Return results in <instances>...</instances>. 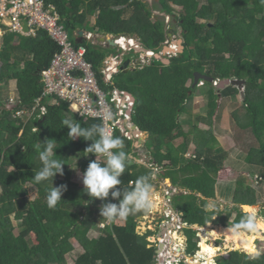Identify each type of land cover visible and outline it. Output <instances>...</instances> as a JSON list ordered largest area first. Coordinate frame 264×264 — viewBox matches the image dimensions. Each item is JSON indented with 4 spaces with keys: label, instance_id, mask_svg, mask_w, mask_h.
Here are the masks:
<instances>
[{
    "label": "trees",
    "instance_id": "1",
    "mask_svg": "<svg viewBox=\"0 0 264 264\" xmlns=\"http://www.w3.org/2000/svg\"><path fill=\"white\" fill-rule=\"evenodd\" d=\"M46 1L57 5L61 22L73 35L74 31L84 29L117 38L137 37L146 50L156 53L167 39L164 21L155 19L152 9L142 0ZM160 1L168 12L172 10L170 3L182 7L179 22L184 50L171 57L170 63L154 58L151 64H140L134 70H119L105 83L101 68L112 48L89 43L86 58L93 64L105 90L117 87L135 97L133 122L150 138L149 145L146 146L145 141L142 148L149 153L150 162L161 167V177L170 178L175 186L184 189L173 196V206L182 212L189 227L205 226L201 232L203 239L206 228H210V234H221L228 229L223 226L239 223L244 216L240 205H255L264 196V5L260 0ZM94 15L96 22L92 24L90 17ZM58 49V44L45 30H39L36 37L7 32L0 38V85L13 81L19 96L12 107L7 104L9 96L2 94L5 100L0 99V264H66L68 255L75 249L72 239L84 249L75 264H155L157 247H149L147 240L151 231L139 234L137 229L138 218L146 212L131 214L123 223L117 218L107 224L108 220L100 216L102 201L90 200L82 192L83 186L74 180L73 168L85 170L95 155L84 151L91 140L70 139L63 120L90 127L102 124L101 119L84 120L67 102L49 103L48 99L43 101L47 112L42 118H33L26 124L13 115L18 109L34 106L43 90L41 72L50 66ZM197 71L218 82L232 78L246 80L245 96H241L245 114L236 110L233 116L240 128H252L259 143L250 161L255 162L253 165L260 171L261 194L244 181H237L228 189L230 201L235 204L229 210L218 207L215 212L207 210L208 200L218 197L216 174L226 166L228 154L217 144L214 131H204L203 138L196 126L198 123L191 122V130L187 132L183 129L187 121L182 117L189 112L188 106L196 93L206 100L209 120L216 115L221 97L237 101L241 94L235 86L219 90L214 82L200 81L203 84L193 86ZM190 132H196L194 141L189 139ZM114 136L123 140V150L129 154L130 161V155L140 148L120 130H116ZM47 139L58 144L56 158L66 163L64 175L57 174L53 181L54 186L68 185L63 200L55 208H49L46 201L51 181L35 184L33 179L42 166L39 152L46 146ZM187 151L195 152V157H186ZM258 154L260 160L256 158ZM129 161L118 188L131 190L139 176L153 171L144 164L130 165ZM29 186L38 191L34 199L28 197ZM258 196L261 199L257 201ZM108 200H112L111 196ZM11 215L18 221V233ZM216 215L222 226H206ZM101 223H105V227H101ZM260 229H264V224ZM91 232L96 235L91 237ZM185 232L186 253L194 255L200 249L198 231L186 228ZM246 234L243 238L247 241H256L257 233ZM258 235L264 242V230ZM207 255L204 250L199 256L207 258ZM216 264H264V254L253 259L248 250L232 249L227 256H218Z\"/></svg>",
    "mask_w": 264,
    "mask_h": 264
},
{
    "label": "built area",
    "instance_id": "2",
    "mask_svg": "<svg viewBox=\"0 0 264 264\" xmlns=\"http://www.w3.org/2000/svg\"><path fill=\"white\" fill-rule=\"evenodd\" d=\"M61 19L57 5L46 0H0V34L9 31L25 36H36L39 30H45L59 46L50 66L41 72L43 84L41 95L35 99L32 108L18 109L14 112V117L27 124L31 119L42 118L46 114L47 107L43 103L45 99H48L49 103L62 100L67 102L71 107L70 109L75 111L80 118L86 120L101 119L105 129L112 135L115 134L116 130H120L125 137L134 142L138 141L143 134L133 122L134 96L117 87L105 90L99 83L98 74L93 64L86 58L87 45L96 42L95 32L88 31L85 33L84 41L77 46L78 42L71 39L69 31ZM24 20L28 22V31L24 28ZM115 39L118 46L125 51L119 54H111L103 62L101 73L104 75L105 83H109L113 75L121 70L126 52L134 53V58L131 60L136 61V56H140L139 50L142 46L134 38L122 36ZM125 40H128V45H125ZM134 40L136 44L132 43ZM145 53L152 59L157 54L152 50H147ZM132 65L136 67L137 64L132 63ZM201 83L203 84V82ZM214 84L218 85V80L214 81ZM17 100V96H11L7 103L8 106L12 107ZM106 112L111 113V119L105 118ZM34 130L37 129L34 128ZM190 156L191 153L187 157ZM99 159H106V157L100 156ZM147 163L146 165L155 171L156 178L161 167L156 163H151L150 159ZM259 179V175L256 174L254 180L259 183ZM132 184L133 182H131ZM168 194L170 195L169 191ZM175 211L168 207L164 210L163 220L169 221L171 219L172 223L160 224L163 231L161 235H159V231L153 242H159L158 247L155 245L157 249L159 248L156 250L155 264H181L182 261L184 262L183 256L180 257L184 248L176 241L178 229L182 228V224H178L182 213L178 210ZM106 223L109 224L110 221L108 220ZM104 224L102 223V225ZM175 234L176 237H174ZM153 243L150 242L149 246L151 247ZM199 255L200 251L195 255L197 262L205 261L202 258H206Z\"/></svg>",
    "mask_w": 264,
    "mask_h": 264
},
{
    "label": "rangeland",
    "instance_id": "3",
    "mask_svg": "<svg viewBox=\"0 0 264 264\" xmlns=\"http://www.w3.org/2000/svg\"><path fill=\"white\" fill-rule=\"evenodd\" d=\"M147 1V0H146ZM151 2L152 6L151 8L154 9L155 11H157L158 7L156 6V2L155 0H149ZM174 7V6H173ZM173 14H176L178 17V22L180 20V16H181V8L180 7H174V11ZM92 20L94 21V18H90L91 23L93 24ZM180 31H182V28H180L178 30V41L181 39V34ZM71 33V32H69ZM97 36V35H96ZM103 36V35H101ZM70 37H74L73 34H70ZM98 37V36H97ZM96 37V42L98 41V38ZM116 38V36H114ZM175 38V37H174ZM72 39V38H71ZM138 39V38H137ZM107 44V43H105ZM112 49L108 50L109 53L111 52V54H119L123 51H125L124 49H121L119 46L117 47H111ZM178 50H179V46H178ZM139 57L136 56V67L140 64L143 63H152L153 59L152 57L148 56L145 52H142V50H139ZM176 52H173L172 54H166L165 52H163V48L161 49V51L158 53V55L160 57H162L161 59H169V57L172 56H176L175 54ZM179 53V52H178ZM134 54L129 51L126 53L125 58H133ZM124 58V60H126ZM138 62V63H137ZM150 63V64H151ZM135 66V65H132ZM189 85L191 84V81H189L188 83ZM202 84V83H201ZM2 94L6 97V96H13L16 95L15 91L13 90V81L8 82V83H4L3 85H0V99H2L3 101L5 100L4 97L2 96ZM238 100L234 101L231 98H223L218 100V109H217V115L213 116V120H209L206 117V100L203 99L202 96H200L199 93H196L194 96L193 101L190 102V106H188V111L186 114L183 115L182 119L186 120L189 124H187V122L183 124V129L187 132H189V130H191L190 128V123H198V129L200 131V133L202 134L203 138L205 137L206 132L204 131H214V127H215V135H216V139H217V144L220 145L221 147H223V149L226 151V153L228 154V161L226 166L218 173L216 174V177L218 179V177L220 178L218 180V185L220 186L218 189V194L219 197H216L215 200L214 199H209L208 200V205H215V208H220L222 210H225L224 208H228V206L226 204H229V201L227 200V196L225 194V187L226 189L231 188L232 186H234V184L237 181H244L246 183V185L251 186L257 193L261 194V190H260V183H257L254 180V176L256 174L260 175V171L258 170V168H255V162L254 165L253 163L250 161V156L251 154H253L254 150H258L259 149V143L257 141V139L255 138L252 128L250 127H246L244 129L240 128L237 125V122L233 117V113L236 110H239V112L241 114H245V107L243 104V100L241 95H238ZM71 108V107H70ZM72 110V109H71ZM75 112V111H74ZM221 116H223L221 118ZM86 120V119H84ZM218 121L216 122L217 125L215 126L216 123H214V121ZM30 123V122H29ZM194 131V130H192ZM198 131V132H199ZM218 131V132H217ZM196 132H190L189 134V139L191 141H194L196 139L195 137ZM150 143V138L146 139V146H148ZM150 148V147H149ZM149 148H146L147 150H149ZM144 149V148H143ZM136 154L140 155L141 154V149H135L134 151ZM143 153L141 155L144 156L145 159L144 163L148 164L147 161L149 153L145 150L142 151ZM147 153V154H146ZM189 153H191V156L195 155V152L191 151V152H187L185 154V156H188ZM146 155V156H145ZM77 156V155H76ZM75 156V158H77ZM188 157V158H190ZM258 160L261 159V155L258 154L256 157ZM252 163V164H251ZM80 171V170H79ZM161 171L158 172L157 177L155 178L153 184H154V195H153V206L152 209L148 212H146V215H144L145 217L139 218V222H138V232L139 234H146L148 231H151V233L153 235H149V237H147V240L151 243L154 242L155 237L158 236L159 231L160 234L162 233V226L160 227V224H168L172 223V220L170 219L169 221L163 220V215L165 214L164 210L167 208H163L164 207V203L167 201L169 202L173 196L175 194H180L181 192H183L184 190L181 188H177L174 186V184H172V181L170 180V182H168V178H163L160 175ZM82 174V173H81ZM76 176H80V174L77 173ZM75 177V176H74ZM81 178V176H80ZM76 179H78L76 177ZM171 184V185H170ZM170 185V186H169ZM225 186V187H224ZM173 187V188H172ZM29 199H34L37 197L38 195V191L37 189H35L32 186H29ZM170 188V190H169ZM168 191L170 192V195L168 194ZM1 192V190H0ZM168 197V198H167ZM257 197V196H256ZM256 199V198H255ZM261 199L260 196H258V198L256 200ZM169 200V201H168ZM256 205H258L257 208V214L258 216L261 218V225L264 224V196L263 198L260 200V202H258ZM174 209V208H173ZM175 211V209H174ZM179 211V210H178ZM176 212V211H175ZM180 212V211H179ZM235 216V215H234ZM233 216V217H234ZM216 216L213 217V222H210L209 224H207V226L209 225V227H221L222 225H219L217 217ZM11 219L12 222L14 224V226H16V230L15 232L18 233V229H17V224L18 221L14 219V216L11 215ZM124 219H118V222L123 223ZM185 220L183 218V215H180V219L178 220V224H182V228L178 229V239H176V241L183 246V250H182V254L180 257L183 256L184 258V262L186 261V263L188 264H216V258L220 255L222 256H227L228 254H225V251H228L229 248L234 250H248L249 254L253 251V250H258L263 252L264 251V242L262 240L259 239V232L261 230L264 229H260V231L257 233V238L256 241L250 240L247 241L245 238H243V236H238V235H233L230 231H228L227 229L225 230L224 233H217V234H210L209 230L205 229V237L202 239V237H199L200 240V246H201V250H200V254L202 251H207L208 255L205 261H198L195 258V254L194 255H187L186 253V249H187V245H188V237L186 235L185 229L186 228H193L195 230L198 231V233L196 234L197 236L201 234L202 229L198 228L197 225H192V226H188V224L185 225ZM106 224L102 225V223L100 224L101 227H105ZM213 231H216L217 229H212ZM247 234H251V233H247ZM246 234V236H247ZM96 233L95 232H91L90 236H95ZM225 235V236H224ZM248 238V237H247ZM72 243L74 246V251L68 255V259H67V263L66 264H75L77 257L82 254L84 252V249L80 246V244L78 243L77 240L72 239ZM159 243V242H158ZM158 243H153L151 244V246H157L158 247ZM150 245V244H149ZM150 247V246H149ZM238 248V249H236ZM159 249V248H158ZM157 249V250H158ZM179 253V252H178ZM204 260V258H202ZM213 259V261H212ZM183 262V261H182Z\"/></svg>",
    "mask_w": 264,
    "mask_h": 264
},
{
    "label": "clouds",
    "instance_id": "4",
    "mask_svg": "<svg viewBox=\"0 0 264 264\" xmlns=\"http://www.w3.org/2000/svg\"><path fill=\"white\" fill-rule=\"evenodd\" d=\"M260 3L264 5V0H260ZM105 118L111 119V113L106 112ZM63 125L68 127V136L71 140L83 138L85 141H92L84 151L87 152V155L94 154L95 159L89 162L80 176L83 184L82 192L86 193L90 200L99 199L102 201L99 209L100 216L113 221L117 218L126 219L131 214L148 212L152 209L155 171L139 176L131 190L117 187L122 185L121 176L125 173L129 161V154L123 150L124 144L120 137L108 132L103 124L82 127L81 123L65 119ZM58 147V144L52 139H47L46 146L39 152V160L42 166L33 177L35 184L51 181L52 186L46 195L49 208H55L63 200V194L68 190L66 183L58 186L53 184L57 174L64 175L63 166L66 164L56 158ZM98 156L106 157V159H99ZM73 169L76 170L77 167ZM109 196L112 200H108ZM207 210L215 212L217 209L213 204L208 205ZM243 212L244 216L240 222L227 230L238 236H243L245 233H258L261 228V218L257 214V208L255 206H243ZM262 254L264 253L258 250H253L250 253L253 259L259 258Z\"/></svg>",
    "mask_w": 264,
    "mask_h": 264
},
{
    "label": "crops",
    "instance_id": "5",
    "mask_svg": "<svg viewBox=\"0 0 264 264\" xmlns=\"http://www.w3.org/2000/svg\"><path fill=\"white\" fill-rule=\"evenodd\" d=\"M143 1V0H142ZM143 2H145V1H143ZM91 18V17H90ZM92 18H94L95 20L93 21L92 20V22H93V24H95V22H96V15H94V16H92ZM81 31H83L84 32V34L85 33H87L88 31L87 30H84V29H78V30H76V31H74V38H75V40L77 41L79 38H80V33H81ZM7 32H9V31H7ZM7 32H5V33H3V34H0V38L3 36V35H5ZM92 32V31H91ZM15 34H17V35H19V36H25V35H22V34H19V33H15ZM37 34H38V32H37ZM78 36H77V35ZM84 34H83V41H84ZM95 35H97L96 37L98 38V41L97 42H95L94 44H99V45H101V46H107V47H111L110 46V44L109 43H107V42H104V41H102V37H107V36H113L114 37V35H103V36H101V34H98V33H96L95 32ZM37 36V35H36ZM36 36H25V37H36ZM52 38V37H51ZM115 38V37H114ZM126 38H130V37H126ZM133 38V37H132ZM134 39L137 41V42H139L140 44H141V46L143 47V45H142V43H141V41L139 40V39H137V37H134ZM78 42V41H77ZM79 43V42H78ZM105 43H107V44H105ZM141 48V47H140ZM127 53V52H126ZM126 53H125V55H126ZM133 53V52H132ZM134 54V53H133ZM124 58H125V56H124ZM133 58H134V56H133ZM126 60H127V58H125ZM129 59H132V58H129ZM131 69L130 70H134L136 67H134V66H132L131 65V67H130ZM13 90L15 91V93H16V95H14V96H17L18 98H19V96H18V94H17V91H16V89L14 88V82H13ZM200 96H202L203 97V95H200ZM10 98V97H9ZM223 98H230V97H223ZM203 99H204V97H203ZM220 99H222V97L220 98ZM51 103H54V101L53 102H51ZM216 115H217V112H216ZM215 115V116H216ZM223 116H221V118H222ZM234 117V116H233ZM32 120V119H31ZM30 120V121H31ZM233 120H235V119H233ZM29 121V122H30ZM28 122V123H29ZM216 122H218V121H214V123H216ZM217 125V123L215 124V126ZM140 129V128H139ZM34 131H36V130H34ZM140 131H142L141 129H140ZM214 131H215V127H214ZM218 132V131H217ZM142 136H140L139 137V139H138V141H136L135 143H134V146L136 147V145H139L140 144V146H138V147H136V148H140L141 149V154L143 153L142 151H144V153H145V150H143V148H142V146L144 145V143H145V141H146V139L148 138V133H145V132H143L142 131ZM140 139H142V142H140L139 140ZM187 152H191V151H187ZM186 152V153H187ZM185 153V154H186ZM138 155V154H134V153H132L131 155H130V160L131 159H133L135 162H134V164L135 163H139V164H144V165H146V163H144V160H142V159H145L144 158V156L143 155ZM147 154V153H146ZM146 156V155H145ZM187 157V156H186ZM99 158V157H98ZM191 158V157H190ZM148 159H150V156H148ZM147 166V165H146ZM80 170V171H79ZM83 171L84 170H82L80 167H77V169L76 170H74V173H73V176H75L74 177V180H75V182L76 183H78L80 186H83V184H82V179L80 178V176L78 177V176H76L77 175V173L78 174H81V173H83ZM76 177L78 178V179H76ZM220 178L218 177V180H219ZM168 182H170V178H168ZM172 181V180H171ZM173 184V183H172ZM171 185V184H170ZM169 185V186H170ZM175 186V185H174ZM175 187H177V188H181V187H178V186H175ZM219 185H218V189H219ZM225 187V186H224ZM173 188V187H172ZM181 189H183V188H181ZM169 190H170V188H169ZM184 190V189H183ZM178 194V193H177ZM225 194L226 195H228L227 196V200L229 201V204H226L227 206H228V208L229 209H231V208H234V206H235V204L232 202V201H230V196H231V193H230V191L228 190V189H226V187H225ZM200 196H202L201 194H200ZM168 198V197H167ZM218 198H220L219 197V194H218ZM215 200V199H214ZM172 201H173V199H171V202H165L164 203V209L165 208H174L175 210H178V209H176L173 205H171V203H172ZM258 201V200H257ZM173 204V203H172ZM257 204V203H256ZM255 204V205H256ZM243 206H250V205H241V208L243 209ZM224 209H227V208H224ZM229 209H227V210H229ZM222 210H223V208H222ZM182 213V212H181ZM183 215V214H182ZM145 216L144 215H141L139 218H144ZM216 217H217V220L219 219L218 218V216L216 215ZM215 217V218H216ZM138 218V219H139ZM198 226V228H200V229H204V227L205 226H203V227H201V226H199V225H197ZM207 226V225H206ZM138 229V228H137ZM210 230V228H206V230ZM151 235H153V234H150V236ZM199 237H201V234L200 235H198ZM201 242H199V244H200ZM229 250H231V248H229L228 249V251H225L226 253L225 254H228L229 253Z\"/></svg>",
    "mask_w": 264,
    "mask_h": 264
},
{
    "label": "water",
    "instance_id": "6",
    "mask_svg": "<svg viewBox=\"0 0 264 264\" xmlns=\"http://www.w3.org/2000/svg\"><path fill=\"white\" fill-rule=\"evenodd\" d=\"M121 7L122 6H117L116 8L120 9ZM24 28H25L26 31L29 30V26H28L27 20H24ZM83 34H84V32L81 31L80 38L77 40L79 43L83 42ZM102 41L109 43L111 47H116V46L118 47V42L116 41V39L113 36L102 37ZM177 43H178V46H179L178 52H183V50H184L183 40L182 39H180L179 41L177 40ZM141 49H142V51L147 52V50L144 47H141ZM173 50L171 48H169V47H165L163 52H171ZM154 58H161V57L157 53L154 56ZM162 60L165 63H170V59H167V60L162 59ZM132 63H136V61L135 60H131V59L125 60L121 70H124L126 72L129 71L131 69L130 67H131ZM200 81L214 82V78L212 76H209L207 74H203V73L197 71L194 74L193 86L201 85ZM245 84H246V80H244V79L232 78V79L219 80L217 86H218L219 90L224 89V88H226L228 86H235V87H237L240 90L241 96L244 97L245 96V92H244ZM134 99H135V97H134ZM137 126L138 125L135 124V127H137ZM140 142H142V139H140ZM138 146H140V144L136 145V147H138ZM134 162L135 161L133 159H131L129 161V164L133 165ZM171 205H173V204L171 203ZM252 206H258V205H252ZM228 229H229V227H228ZM199 246H200V244H199ZM233 249H235V248H233Z\"/></svg>",
    "mask_w": 264,
    "mask_h": 264
},
{
    "label": "flooded vegetation",
    "instance_id": "7",
    "mask_svg": "<svg viewBox=\"0 0 264 264\" xmlns=\"http://www.w3.org/2000/svg\"><path fill=\"white\" fill-rule=\"evenodd\" d=\"M144 1H145V3L148 4V7L150 9H152L151 8L152 6H150L151 5V2L149 0H147V1L144 0ZM155 2H156V6L158 7V9H157V11H155L154 9H152L153 16H154L155 19L162 20L165 23V31H166L167 39L165 41L163 50H164L165 47H169L172 50L173 49L174 50L171 51V52H165L166 54H172L173 52H176L175 54L178 55V43H177V40H178V30L181 28V26H180V22L178 23V17H177V15L176 14H173V11H174V7L175 6L176 7H180V6H178L176 4H173V3H170V6H171L172 10H171V12H168L167 10L164 9V7H163V5H162V3H161L160 0H155ZM180 8H181V11H182V7H180ZM179 21H181V18H180ZM181 32L182 31H180L179 34H181ZM161 58H158V59H161ZM170 58L171 57H169V59ZM240 207H241V205H240ZM234 215L236 216V213H234ZM233 220L234 219H230L231 222ZM223 227L228 228L227 226H223ZM229 228H231V227H229Z\"/></svg>",
    "mask_w": 264,
    "mask_h": 264
},
{
    "label": "bare ground",
    "instance_id": "8",
    "mask_svg": "<svg viewBox=\"0 0 264 264\" xmlns=\"http://www.w3.org/2000/svg\"><path fill=\"white\" fill-rule=\"evenodd\" d=\"M124 43H125V45H128V40H125ZM132 43L136 44V41L134 40V41H132ZM149 54H151V53H149ZM255 207H257V206H255ZM174 237H176V234L174 235Z\"/></svg>",
    "mask_w": 264,
    "mask_h": 264
}]
</instances>
